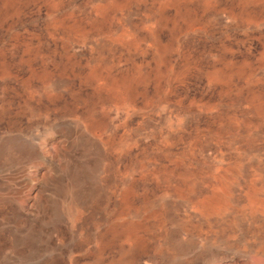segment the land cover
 Wrapping results in <instances>:
<instances>
[{
  "label": "rangeland",
  "instance_id": "rangeland-1",
  "mask_svg": "<svg viewBox=\"0 0 264 264\" xmlns=\"http://www.w3.org/2000/svg\"><path fill=\"white\" fill-rule=\"evenodd\" d=\"M0 264H264V0H0Z\"/></svg>",
  "mask_w": 264,
  "mask_h": 264
}]
</instances>
